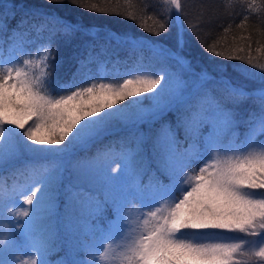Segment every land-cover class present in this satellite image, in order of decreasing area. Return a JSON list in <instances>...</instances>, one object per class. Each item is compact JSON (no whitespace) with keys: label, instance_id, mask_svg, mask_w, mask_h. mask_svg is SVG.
<instances>
[{"label":"snow or ice","instance_id":"snow-or-ice-1","mask_svg":"<svg viewBox=\"0 0 264 264\" xmlns=\"http://www.w3.org/2000/svg\"><path fill=\"white\" fill-rule=\"evenodd\" d=\"M46 2L63 5L65 0ZM67 3L126 20L138 19L133 12H113L81 0ZM162 3L170 7H165L159 17H149L156 28L139 25L155 37L171 35L172 19H180L182 12V0ZM246 4L248 12L264 11V0L259 4L246 0ZM37 15L59 26L58 32L50 35L49 45L56 34L69 39L81 31L93 34L91 25L85 27L51 13L25 12L17 18L15 5L11 10H0V33L7 36L13 51L20 53L8 60L0 58V165L22 153L62 157L93 141L113 121L127 119L130 110L134 125L161 121L153 134L134 137L135 155H141L146 142H150L159 161L157 172L167 181L159 185L150 203L141 205L138 215L125 216V202L111 195L112 188L125 177L131 176L134 183L140 179L131 167V152L122 151L120 164L112 167L115 161L107 163L98 174L103 199L88 189L67 193L68 204L79 206L77 223L85 234H94L91 221L103 213L109 201L121 221L115 234L102 235L91 264H264V63L251 54V33L233 37L234 43L226 45L227 54L215 51L213 45L204 46L221 61L211 70L201 69L191 86L166 70H143L121 82L93 80L87 86L66 91L72 87L71 82L52 79L56 65L50 63L55 60L50 47L44 48L42 55L28 53V58H22L24 41L31 32L44 30V24L29 19ZM247 20L245 16L237 27L243 29ZM191 28L189 25V31ZM182 29L183 23L172 37L173 46L144 42L127 34L109 35L133 47L151 45L161 61L171 59L182 68H190L191 62L185 63L181 55L185 41ZM228 32L224 29L225 35ZM255 69L261 70L258 84L254 83ZM210 82H215V87H209ZM145 101L148 107H144ZM249 102L252 107L246 108ZM173 113L175 119L171 118ZM203 133L207 135L202 138ZM182 140L186 146L181 145ZM60 174L59 165L41 166L31 185L12 190L13 197H24L19 202L20 210L13 213V227L19 226L34 240L32 251L25 253L28 259L21 257L18 264H57L48 259L57 251L55 234L37 236L36 232L42 208L51 212L55 207V185ZM130 195L135 197V193ZM68 219L71 223V214ZM209 239L220 242H202Z\"/></svg>","mask_w":264,"mask_h":264},{"label":"trees","instance_id":"trees-1","mask_svg":"<svg viewBox=\"0 0 264 264\" xmlns=\"http://www.w3.org/2000/svg\"><path fill=\"white\" fill-rule=\"evenodd\" d=\"M82 3L96 4L100 7L109 8L113 12L128 13L133 12L137 15L136 21L122 19L118 15H108L95 13L84 8L70 5L65 0L63 5L47 4L46 0H0V10H11L13 5L16 7L17 18L25 12L31 13H51L54 16H59L65 19H71L74 22H80L85 27L91 25L92 35L85 34L83 31L75 33L70 39L62 37L59 34L52 36L54 41L49 45V37L53 32H58V25L55 21H48L47 17H29L30 21L35 20L38 24H44L43 31H32L31 35L24 41L25 55L22 58H28V53L33 57L43 54L44 48H49L55 54V60L50 61L56 65L55 71L52 73V79H59L61 82H71L72 87L66 91L74 90L75 87H84L93 80L103 79L105 82H120L123 80L126 71L136 68L137 64H146L152 68L158 67L170 69L180 72L179 74L186 79L197 77L201 69L211 70L215 62H220V57L210 55L205 51L207 45H213L215 51H225L228 49L226 45L233 44V37L241 35H252V56L261 63H264V11L248 12L246 11V0H182V12L180 19L173 17L172 33L162 34L155 37L144 28H156L154 19L149 17H159L165 7L162 0H81ZM250 2V0H248ZM260 0H257V4ZM145 9L147 11H145ZM243 29L238 28L244 20ZM142 17V19L140 18ZM183 23V32L185 36L184 47L181 50V55L185 59V63L191 62V67H181L175 60L161 61L160 58L151 49V45L143 48L140 46L133 47L132 45L118 41L109 33H117V35L127 34L128 36L141 37L144 42L159 41L160 43L173 46L172 37L175 34L176 28ZM143 25L144 28L139 27ZM189 25H192L189 31ZM228 28L229 32L225 35L224 29ZM158 30V29H157ZM203 45V46H202ZM257 48L260 50L257 51ZM13 56H20V53L13 51V46L5 34L0 33V58L8 60ZM228 64H239V61H223ZM248 67L250 70V66ZM258 84V78L261 74L260 69H255ZM75 73V76H73ZM193 85V81L191 82ZM190 85V86H191ZM209 87H215V82H210ZM246 108L252 107L251 102L245 105ZM172 119H175V113L172 114ZM161 121L153 124L139 123L130 124L129 126H117L111 129H105L93 141L85 146L77 147L74 151L67 154L69 160H73L78 154L85 159L97 154L103 149L106 144L112 147L124 145L128 140V145H133L134 137L143 133H154L159 127ZM182 146H186L185 142L181 141ZM98 150V151H97ZM145 156L149 160L150 167L143 175L144 180L149 179L156 186L167 183L165 178L157 172L159 163L152 159L150 148L147 145L144 147ZM44 159L43 156H19L12 161H8L0 165V176L3 175L6 181L11 176V169L14 167L22 169L21 177L25 171L28 160L34 166H39L38 162ZM26 162V163H25ZM25 163V165H24ZM67 163H69L67 161ZM65 170H68L65 168ZM71 188L72 181L67 179L64 174L60 175V183L57 187L59 200L62 199L64 185L67 184ZM78 188V186H75ZM127 189V190H126ZM124 191L129 192V187L124 188ZM102 199V198H101ZM115 217V213L111 210L110 203L105 206L102 214L96 216L91 221V227L94 234H86L82 237L83 251L88 248H95L96 244L100 243L102 235L110 234V223ZM14 232V236L19 240L17 227L10 226ZM97 229H102L103 233ZM84 254V252H81ZM50 256H56L53 253ZM65 262L72 260L67 257Z\"/></svg>","mask_w":264,"mask_h":264},{"label":"rangeland","instance_id":"rangeland-1","mask_svg":"<svg viewBox=\"0 0 264 264\" xmlns=\"http://www.w3.org/2000/svg\"><path fill=\"white\" fill-rule=\"evenodd\" d=\"M151 70V71H168L173 74L174 79L180 78L186 82L187 85H191V82L194 81L191 79H186L185 77L180 76V72L170 69L163 68H152L146 64H137L136 68L129 69L126 71V74L123 79L128 78L130 74L136 73L137 71ZM122 81V80H121ZM120 81V82H121ZM139 99V98H135ZM148 101H145L144 107H148ZM123 104H128V101H124ZM123 105H118L121 107ZM135 116L132 115V111H129L128 118L121 121H113L105 129H111L117 126H129L133 124ZM104 129V130H105ZM17 131H20L17 129ZM146 135H151L152 133H145ZM207 133L202 134L206 136ZM133 145H128V140L124 145L112 147L109 144L101 149L97 154L85 159L82 155L78 154L73 160H69V156L66 154L62 157L55 158L52 156H43L41 162H38L39 166H34L31 161L28 160L25 173L20 177L19 174L22 173V169L14 167L11 169V176L9 180L6 181L2 176H0V264H18V259L23 257L25 260L28 259V256L25 253L32 251V244L34 240L32 237L25 235L24 231L17 227V232L19 234V240L14 236L15 230L10 226L15 222V216L13 213L20 210L19 202L23 200V195L13 197L12 190L15 188L17 191L26 188L27 186L33 183V180L38 174V170L41 166H52L59 165L60 172L66 176L67 179L72 181L71 188L67 184L64 185L65 192H63L62 199L59 200L57 195L55 207L49 212L46 208L41 210V220L39 222L36 235L37 236H46L49 232L55 234L54 242L57 247L55 252L56 256H49L48 259L57 261L59 264L60 261H64L65 257L68 256L72 261H80L81 264H91L93 254L95 253L96 248L99 244H96L95 248H88L83 251V240L81 236L86 235L80 224L77 223V218L80 215L79 206H70L68 204L67 193L69 190L75 191L78 188L88 189L91 191H96L100 194L103 199V184L99 182L98 174L103 171L104 166L107 163L115 161L112 163V167H116L117 164H120L122 161L121 152H131L133 153L131 160V167L135 168L140 176V179L133 182L131 176L125 177L121 182L117 183L111 190V195L125 202L124 214L128 215H138V209L141 208L142 204H148L151 201V198L157 193L158 187L154 184L152 180L148 178L144 180L143 175L146 170L150 167L149 160L146 158L145 150L143 148L141 155H135L137 152V145L135 139L132 141ZM31 143V142H29ZM147 145L150 148V153L152 159L159 163L158 159L153 155L150 142H147ZM39 147V146H37ZM98 151V150H97ZM19 156H31L36 157L31 153H22ZM15 158H12L8 161H12ZM7 161V162H8ZM67 161L69 163H67ZM68 169V170H65ZM93 169L94 171H89ZM114 175H122V173H114ZM151 181V183H150ZM60 179L55 185L59 186ZM75 186H78L75 187ZM129 187V192L124 191V188ZM127 190V189H126ZM58 193V192H57ZM130 193H135L133 198ZM27 194V193H25ZM110 205L111 202L109 201ZM7 204V207L4 205ZM13 204H17V207H13ZM27 208V205H23ZM147 211V209H143ZM72 215L71 223H69L68 216ZM121 221H118V218L115 214V217L111 220L110 223V234H115L119 229V224ZM228 236H239L240 234H231L224 233ZM251 239V238H248ZM202 242H220L216 239H209ZM84 252V254H81ZM98 255V254H97ZM39 262L40 257H36ZM258 264V262H257Z\"/></svg>","mask_w":264,"mask_h":264}]
</instances>
